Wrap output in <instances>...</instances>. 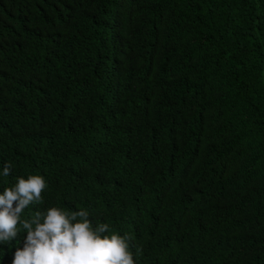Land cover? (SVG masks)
<instances>
[{
  "label": "trees",
  "instance_id": "obj_1",
  "mask_svg": "<svg viewBox=\"0 0 264 264\" xmlns=\"http://www.w3.org/2000/svg\"><path fill=\"white\" fill-rule=\"evenodd\" d=\"M29 174L25 217L86 209L137 264H264V0H0V192Z\"/></svg>",
  "mask_w": 264,
  "mask_h": 264
},
{
  "label": "clouds",
  "instance_id": "obj_2",
  "mask_svg": "<svg viewBox=\"0 0 264 264\" xmlns=\"http://www.w3.org/2000/svg\"><path fill=\"white\" fill-rule=\"evenodd\" d=\"M12 171V163L7 162L2 176ZM46 188L45 177L29 174L17 176L13 185L0 192V243L10 244L20 233H27L12 264H137L130 248L132 235H120L108 223L94 227L86 209L38 207L25 217L26 209L44 204ZM140 253L137 246L136 255Z\"/></svg>",
  "mask_w": 264,
  "mask_h": 264
}]
</instances>
